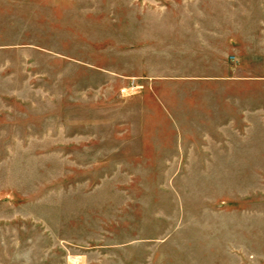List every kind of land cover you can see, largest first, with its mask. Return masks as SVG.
Wrapping results in <instances>:
<instances>
[{
	"label": "rangeland",
	"instance_id": "obj_1",
	"mask_svg": "<svg viewBox=\"0 0 264 264\" xmlns=\"http://www.w3.org/2000/svg\"><path fill=\"white\" fill-rule=\"evenodd\" d=\"M178 1L0 0V264H264V0L213 2L233 79L173 39L130 77L144 10L201 24Z\"/></svg>",
	"mask_w": 264,
	"mask_h": 264
},
{
	"label": "crops",
	"instance_id": "obj_2",
	"mask_svg": "<svg viewBox=\"0 0 264 264\" xmlns=\"http://www.w3.org/2000/svg\"><path fill=\"white\" fill-rule=\"evenodd\" d=\"M195 0H191V3H194ZM202 7L197 6L193 9H189L190 13L187 12V15H190L192 19L202 20L200 21L201 24L193 25L192 28L184 29L179 27V23L182 20V11L176 10L173 14V18L175 19V26L174 28H168L164 26V19L168 15L166 8L169 5H159L160 7L152 8L151 11H143V16H145V20L143 21L142 27V38L141 42L133 43L132 46L128 47L127 55H128V66L139 67L140 71L135 73H131V76L141 75V76H149L147 78H152L156 81L168 79L171 75L169 73L158 72L155 69L156 66L162 67L164 65V61L167 58H171L168 50V46H172L174 57L172 59H182L184 56V52L187 53L188 50H193L194 53L191 54L190 60H185L186 66L191 68H206L207 71L212 70L214 71L215 67H221V63L223 65H228L226 69V76L230 79V63L228 60H224L223 58L229 57L235 60H241L246 57L243 53L239 51L240 44L238 42H244L245 36H240L236 40L233 37L232 29H225L215 27V21L219 17L217 9L215 8V4L213 3L214 0H201ZM179 4L178 0H175V7ZM242 17V15L240 16ZM148 19V27L146 26ZM219 20V19H218ZM210 21V23H209ZM166 22V21H165ZM203 22V24H202ZM166 38V39H165ZM174 40L171 44H167V40ZM240 40V41H239ZM186 50H185V49ZM228 51V53L223 56L222 53H217L216 51ZM176 52V53H175ZM178 53V54H177ZM178 57V58H177ZM171 59V60H172ZM216 59L219 60V63L216 62ZM160 61H163L161 64ZM223 75H215L213 72L206 73V74H194L192 75V79H202L207 81H214V80H224L221 79Z\"/></svg>",
	"mask_w": 264,
	"mask_h": 264
},
{
	"label": "built area",
	"instance_id": "obj_3",
	"mask_svg": "<svg viewBox=\"0 0 264 264\" xmlns=\"http://www.w3.org/2000/svg\"><path fill=\"white\" fill-rule=\"evenodd\" d=\"M140 86L137 84V81L135 78L131 79L129 81V84L127 86H125L124 88H122V91L123 92H128V91H131V90H134L136 88H139Z\"/></svg>",
	"mask_w": 264,
	"mask_h": 264
}]
</instances>
